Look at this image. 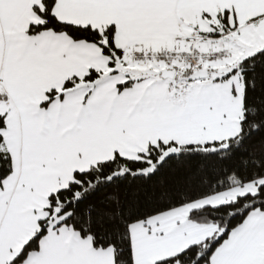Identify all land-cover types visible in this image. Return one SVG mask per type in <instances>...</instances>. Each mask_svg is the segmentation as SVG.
Instances as JSON below:
<instances>
[{
  "label": "snow or ice",
  "instance_id": "snow-or-ice-1",
  "mask_svg": "<svg viewBox=\"0 0 264 264\" xmlns=\"http://www.w3.org/2000/svg\"><path fill=\"white\" fill-rule=\"evenodd\" d=\"M0 264H264V0H0Z\"/></svg>",
  "mask_w": 264,
  "mask_h": 264
}]
</instances>
